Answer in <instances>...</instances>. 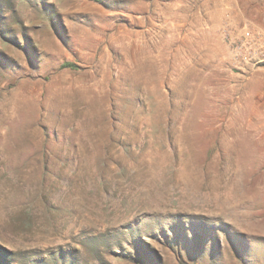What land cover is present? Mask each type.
<instances>
[{"label": "rangeland", "instance_id": "obj_1", "mask_svg": "<svg viewBox=\"0 0 264 264\" xmlns=\"http://www.w3.org/2000/svg\"><path fill=\"white\" fill-rule=\"evenodd\" d=\"M264 0H0V264H264Z\"/></svg>", "mask_w": 264, "mask_h": 264}, {"label": "built area", "instance_id": "obj_2", "mask_svg": "<svg viewBox=\"0 0 264 264\" xmlns=\"http://www.w3.org/2000/svg\"><path fill=\"white\" fill-rule=\"evenodd\" d=\"M226 39L231 52L233 64L236 67L243 65V62L248 60V54H251V48L254 45L258 47L256 50H262L264 41L261 33L245 29L241 33L236 34H226ZM251 47V48H249Z\"/></svg>", "mask_w": 264, "mask_h": 264}]
</instances>
